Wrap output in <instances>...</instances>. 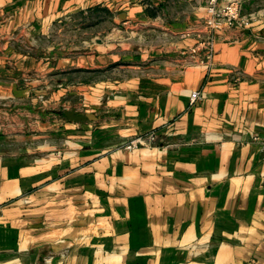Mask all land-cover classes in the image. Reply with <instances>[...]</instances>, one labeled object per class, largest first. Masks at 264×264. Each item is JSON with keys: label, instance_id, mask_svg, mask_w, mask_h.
<instances>
[{"label": "crops", "instance_id": "0c3cea01", "mask_svg": "<svg viewBox=\"0 0 264 264\" xmlns=\"http://www.w3.org/2000/svg\"><path fill=\"white\" fill-rule=\"evenodd\" d=\"M208 1L0 0V264H264V0L193 63Z\"/></svg>", "mask_w": 264, "mask_h": 264}, {"label": "built area", "instance_id": "2783aa9c", "mask_svg": "<svg viewBox=\"0 0 264 264\" xmlns=\"http://www.w3.org/2000/svg\"><path fill=\"white\" fill-rule=\"evenodd\" d=\"M242 7V0H209L206 7L207 17L204 24L206 34L197 33L196 37H198L200 42L192 47L188 53L184 52L185 56L190 58L193 63L210 64L215 51L216 34L233 28L243 29L252 22L253 18L251 16L242 15ZM192 35H194L193 32H189L184 36L191 37ZM202 53L203 57L200 56ZM201 99L202 95L200 92L192 93V105ZM156 140L157 137L155 135H151L148 138L139 137L130 142L127 145V149L134 150L145 145L147 142H155ZM254 140L264 148V137H254Z\"/></svg>", "mask_w": 264, "mask_h": 264}, {"label": "water", "instance_id": "95a60500", "mask_svg": "<svg viewBox=\"0 0 264 264\" xmlns=\"http://www.w3.org/2000/svg\"><path fill=\"white\" fill-rule=\"evenodd\" d=\"M65 115L70 121L74 122H86L88 120L94 121L96 119L94 115H80L76 111H65Z\"/></svg>", "mask_w": 264, "mask_h": 264}, {"label": "rangeland", "instance_id": "374dc122", "mask_svg": "<svg viewBox=\"0 0 264 264\" xmlns=\"http://www.w3.org/2000/svg\"><path fill=\"white\" fill-rule=\"evenodd\" d=\"M60 30H61V29H58V31H57L58 35L61 33ZM55 32H56V31H55ZM56 40H57L56 42L59 43V44H61V43H65V40L61 39L60 36L57 37Z\"/></svg>", "mask_w": 264, "mask_h": 264}, {"label": "bare ground", "instance_id": "6f19581e", "mask_svg": "<svg viewBox=\"0 0 264 264\" xmlns=\"http://www.w3.org/2000/svg\"><path fill=\"white\" fill-rule=\"evenodd\" d=\"M142 149V148H141Z\"/></svg>", "mask_w": 264, "mask_h": 264}]
</instances>
